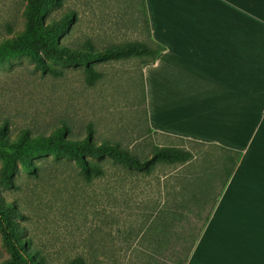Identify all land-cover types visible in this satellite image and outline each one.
<instances>
[{"label":"rangeland","instance_id":"1","mask_svg":"<svg viewBox=\"0 0 264 264\" xmlns=\"http://www.w3.org/2000/svg\"><path fill=\"white\" fill-rule=\"evenodd\" d=\"M25 3L0 0L2 33L6 24L23 28ZM65 11L76 13L63 37L68 45L88 40L103 48L147 40L132 0H62L50 8L51 14ZM140 60L96 62L101 76L93 85L85 81L82 65L46 58L49 69L42 71L27 54L0 62L5 136L15 137L22 129L50 136L65 121L66 138L83 137L90 127L95 140H111L141 159L155 146L191 151L188 161L159 164L149 174L106 157L89 158L103 168L91 179L69 152H35L29 169L18 163L11 184L0 180V200L15 212L12 228L0 216V260L13 256V264H72L82 256L88 262L179 264L182 247L190 243V237L182 238L186 225L197 230L221 190L228 162L216 145L149 129ZM1 168L0 160V176ZM199 207L202 212L195 217ZM174 212L175 219L170 217ZM16 252L23 258L14 257Z\"/></svg>","mask_w":264,"mask_h":264},{"label":"crops","instance_id":"2","mask_svg":"<svg viewBox=\"0 0 264 264\" xmlns=\"http://www.w3.org/2000/svg\"><path fill=\"white\" fill-rule=\"evenodd\" d=\"M149 129L238 150L186 264H264V0H145Z\"/></svg>","mask_w":264,"mask_h":264},{"label":"trees","instance_id":"3","mask_svg":"<svg viewBox=\"0 0 264 264\" xmlns=\"http://www.w3.org/2000/svg\"><path fill=\"white\" fill-rule=\"evenodd\" d=\"M132 1L137 8L139 18L143 22L142 29L146 32L147 40H126L112 46L96 48L88 40L81 45H68L63 41V37L70 31L73 22L76 21V13L75 11H65L59 14H51L50 8L60 6L62 0H26L23 10V28L14 29L10 24H6L4 27L6 33H2L3 31L0 29V62L27 54L37 62L38 68L42 71L49 69V65L45 62L46 58L61 60L69 65H82L84 67L85 81L88 85H93L101 76L100 71L94 67L98 61L140 57V65L151 62L163 49V46L150 37L145 0ZM141 72L142 77H144L142 69ZM142 80V98L146 105L144 78ZM6 128L4 124L0 125V160L2 162L0 180L5 184L12 183L11 178L17 170L18 163L22 167L29 169L31 165L29 157L37 151H45L46 149L56 153H71L75 163L90 179L91 176L100 175L103 172V168L89 158L102 159L106 157L124 165L129 170L145 174L151 173L159 164L183 163L191 158L190 150L173 145H165L155 146L151 155L141 159L111 140H95L90 127L83 137L66 138L64 136L65 132H67L65 121L55 126L50 136L35 135L26 129H22L15 137L11 138L3 134ZM222 149L225 150L223 158L228 162V165L227 163L224 164L225 179L221 190L232 174L240 156L238 150ZM221 190L212 197L210 206L202 216L201 224L197 227V230L194 232L190 223L186 225L182 238L190 237V243L182 247L184 255L178 259L179 264H186ZM197 212L194 214L195 217H198L202 212V207H199ZM14 215L15 212L11 204L0 200V216L7 220L10 228H12L10 220ZM176 216V212L170 214V217L174 219ZM0 228H2L1 218ZM170 233L172 234V232ZM14 257L23 258L17 252ZM31 258L28 255V261ZM12 260L13 256L3 258L0 260V264H13ZM72 264L117 263L114 260L88 262L82 256H78L73 259Z\"/></svg>","mask_w":264,"mask_h":264}]
</instances>
